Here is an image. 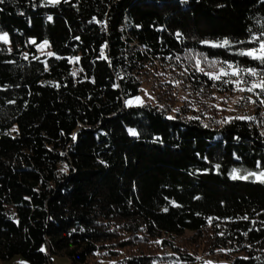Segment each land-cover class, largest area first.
<instances>
[{
    "label": "trees",
    "instance_id": "1",
    "mask_svg": "<svg viewBox=\"0 0 264 264\" xmlns=\"http://www.w3.org/2000/svg\"><path fill=\"white\" fill-rule=\"evenodd\" d=\"M0 33V252L264 264V92L227 96L264 80V0H4Z\"/></svg>",
    "mask_w": 264,
    "mask_h": 264
},
{
    "label": "rangeland",
    "instance_id": "2",
    "mask_svg": "<svg viewBox=\"0 0 264 264\" xmlns=\"http://www.w3.org/2000/svg\"><path fill=\"white\" fill-rule=\"evenodd\" d=\"M4 33H0V35H3ZM4 42L3 40H0ZM7 43H5L7 46L10 47V37L7 35ZM39 51L41 53H46L50 54V51L46 47V44H40L38 46ZM156 82H158L157 79H155V83L153 84L151 80L147 81L143 86H142V97L144 102H151V103H156V100L154 99L153 92H155V88L157 86ZM244 85V86H243ZM242 87L240 86L239 88L244 89L243 91L240 90V93L238 94L237 97L231 96V94L227 93V96L231 98V105H234L238 100L239 103H247L249 101V104L244 105L241 107L239 110L240 114H243L244 108H248L250 110L252 101L256 98L257 92L253 89L252 91H248L247 89L251 88L247 84H243ZM139 99L132 98L129 100V105H136L138 101L141 99V96L138 97ZM161 106V105H160ZM192 235L191 231H187L183 234L180 239H186L189 238ZM179 238L176 239V242H178ZM115 253V252H112ZM196 264H228V261H226L224 258L220 256V254H215V255H209L206 254L204 251H198V254H196ZM0 264H28V262L25 260V258L21 254H12L11 258L3 257L0 258ZM50 264H70V260L66 256L62 255H52L51 257V263ZM167 264V263H166ZM177 264H183V262H179Z\"/></svg>",
    "mask_w": 264,
    "mask_h": 264
},
{
    "label": "snow or ice",
    "instance_id": "3",
    "mask_svg": "<svg viewBox=\"0 0 264 264\" xmlns=\"http://www.w3.org/2000/svg\"><path fill=\"white\" fill-rule=\"evenodd\" d=\"M3 2H4V0H0V3H3ZM53 2L54 3H59V0H53ZM49 19H50V17H49ZM256 39H260V38L257 37ZM0 40H3L5 43H7L8 42L7 41V33H4L3 35H0ZM223 44H228V41L227 40H224L223 41ZM213 46H215V47H221L223 45H213ZM257 51H259V53H260L259 55H255V53ZM49 55H51V53ZM241 55L253 56L254 59H257V60H260L261 62H264V41H261L260 42L259 50H257V49H250L247 52H241ZM214 66H215L214 63L209 65V67H214ZM197 67H198V65H197ZM229 67H231V65H229ZM199 71L203 72L204 70L202 68H199ZM247 71L251 75H256L257 74L256 71L253 70V69H251V68L247 69ZM238 72H239V69L237 71L232 72L231 75H233V76L238 75ZM205 74L208 75L209 78L210 79H213V80H219L221 78V76H227V75H229V73L226 72V71H224V69H221L220 70V74L219 75H217L215 73H205ZM261 75L264 76V73H261ZM225 83H228V81H225ZM235 83L237 84V86H239V84L244 83V82L243 81H235ZM257 87L261 88L262 92H264V80H262L259 84H254L252 86V88H249L247 90L248 91H252L253 88H257ZM240 90L243 91L244 89L241 88ZM137 99H139V98L137 97ZM252 102L255 103V101H252ZM261 103H264V100H262ZM169 118L171 119V117H169ZM235 119H242V117H236ZM133 134H135V133H133ZM262 135H264V133H262ZM257 167H259V162H257ZM233 171L235 172L236 170L234 169ZM249 175L255 176L256 173H249ZM232 178L233 179H237L238 177L234 175ZM239 178H241V179H247L248 176H243V177H239ZM257 179H260L262 182H264V172H262L260 174V176L257 177ZM244 219H247V217H244ZM245 235H246V233H245ZM43 250L44 249H41V251H43Z\"/></svg>",
    "mask_w": 264,
    "mask_h": 264
},
{
    "label": "crops",
    "instance_id": "4",
    "mask_svg": "<svg viewBox=\"0 0 264 264\" xmlns=\"http://www.w3.org/2000/svg\"><path fill=\"white\" fill-rule=\"evenodd\" d=\"M3 257L11 258L12 257V253L0 252V258H3Z\"/></svg>",
    "mask_w": 264,
    "mask_h": 264
}]
</instances>
